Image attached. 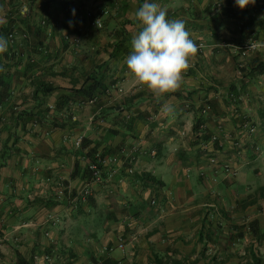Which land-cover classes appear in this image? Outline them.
<instances>
[{
    "label": "crops",
    "instance_id": "0c3cea01",
    "mask_svg": "<svg viewBox=\"0 0 264 264\" xmlns=\"http://www.w3.org/2000/svg\"><path fill=\"white\" fill-rule=\"evenodd\" d=\"M92 2L114 14L79 47L62 42L64 16L45 13L60 23L46 43L57 60L33 52L37 38L19 43L24 58L17 67L0 54V264H44L43 247L56 250V264H239L264 231V46L246 56L238 52L250 41L264 45V0L243 10L235 0H149L167 9L169 19H182L190 38L205 45L190 60L180 89L160 102L126 65L144 0H76L70 17ZM24 3L0 0V24L12 4ZM40 16L34 10L28 21H18L19 32L34 33ZM28 57L36 58L35 66L27 67ZM102 64L118 80L112 102L72 108L79 120L56 126L52 108L82 81L74 67ZM230 93L241 100L230 101ZM165 103L172 114L162 111ZM96 110L105 113L91 122ZM128 115L131 123L123 122ZM245 120L258 126L256 135L246 132ZM81 134L82 151L74 146ZM131 146L141 151L133 174L120 165L93 185L90 203L76 209L57 200L55 182L64 178L73 191L80 189L93 153ZM251 224L258 235L248 233ZM238 232L243 238L233 237ZM121 239L124 252H102Z\"/></svg>",
    "mask_w": 264,
    "mask_h": 264
},
{
    "label": "trees",
    "instance_id": "16d2710c",
    "mask_svg": "<svg viewBox=\"0 0 264 264\" xmlns=\"http://www.w3.org/2000/svg\"><path fill=\"white\" fill-rule=\"evenodd\" d=\"M40 1L42 0H26V3L29 4V6L31 7L32 13ZM20 6H17L16 4H12V8L10 9V11H8V15H6L7 16L6 23L3 22L2 24H0V36H3L4 38L8 40V50L7 52L3 53L4 57L9 61L12 68L17 67L23 61V58H24V53L22 51L23 47L19 43H21L22 41H25L27 46H29V43L34 42L35 38H37L39 42H37L34 45L33 52H36L37 54H40L44 56L45 58L51 57V54H52V61L57 60L58 54H56L55 52L51 53L48 47L46 46V43H48L47 42L48 39L46 37L48 30L46 27H43L40 24H38V21H37V25L34 27V33H32L31 31H28V29H26L27 31L25 30L24 32H21V33L19 32L17 22L19 21L22 24V22L28 21V18L32 15V13L27 16L18 15L17 12H19ZM69 6H70L69 0H64V1L50 0L49 2L45 4V10H49L52 8V11L54 9L58 10L60 14L64 16V21H63L64 24L62 28L63 33L67 30V23L70 21V18H71L70 17L71 11L69 9ZM15 15H17V17ZM13 29H17L20 35L17 41L18 44L16 46L12 45L8 39V34ZM52 30L54 34L52 37L53 39L56 34V31L58 32L60 31V29H55L52 26ZM24 35L28 36V38L24 37ZM62 35H61L62 42H64L65 44V41L63 40ZM32 38L34 39L32 40ZM40 39L43 41H40ZM44 50H47V53H44ZM33 59L35 60V62H33ZM27 60H28L27 67L35 66L37 63L36 58H33V57H28ZM74 68L76 71H78V74L74 75V77H80V78L82 77L81 78L82 81H76L73 83L72 88L65 89L66 91L71 93V96L60 101L57 105H55L52 108V118L54 119L55 125L59 127L65 124H68L70 122H73L71 118L68 116V114L73 112L71 106L78 101H90L93 99H97L98 102L96 106L98 105L99 108L103 107L102 104L106 102L107 99L112 97L111 91L113 90L114 87H116L117 82H118L117 79H113L112 77H109L110 68L104 64L84 66V67L75 66ZM63 75H65L64 72H56V73L52 72V77H62ZM1 85L4 86V82L1 81V78H0V89L1 88L3 89ZM2 89H1V96H0V106L4 99V93ZM55 89L57 88L52 85V91H54ZM113 110L116 111V107H114ZM104 113L105 112L100 113V116ZM118 113L121 116L124 112L123 110H121V111H118ZM18 118L19 117H17V119ZM131 118L132 117L128 118L127 116H123L122 121L131 123L132 121ZM82 148L79 150L82 151L83 150ZM122 167H124L126 169V172L129 174L128 169L130 165L126 163ZM90 179H91V174L88 170H86L84 173V180L88 181ZM261 198H262V202H264V194ZM91 199L92 197L89 199V203ZM253 200L255 201H253L252 203H258L257 202L258 200L256 198ZM60 202H63V201H60ZM79 206L81 205H78L76 208H78ZM220 212L222 214L220 217H223L224 214L222 213V210ZM248 233L252 236L258 235L259 232H258L257 226L255 224H251ZM243 235L244 233L238 232V235L237 236L233 235V237L243 238ZM261 241H264V231L260 233V236L258 237L256 242H253L252 244H250L248 251L242 257L239 258V264H264V256L260 253V250H259V244L263 243ZM39 256L43 260L44 264H56V262H58V258H57L58 256H57L56 250H54V248L52 247H43L41 251L39 252Z\"/></svg>",
    "mask_w": 264,
    "mask_h": 264
},
{
    "label": "built area",
    "instance_id": "2783aa9c",
    "mask_svg": "<svg viewBox=\"0 0 264 264\" xmlns=\"http://www.w3.org/2000/svg\"><path fill=\"white\" fill-rule=\"evenodd\" d=\"M50 0H42L38 3V5L35 8V11H38L41 13V16L38 20V24H40L43 27H46L47 32V39L51 40L53 37V30L52 26L59 27L60 23L57 22L56 24L52 23L51 19L45 14L48 10H45V4L49 2ZM64 1V0H60ZM70 6L69 9L72 11L75 8V2L76 0H69ZM52 9V8H51ZM18 15L21 16H27L31 14V7L29 4L24 3L19 7V12H17ZM113 11L103 6L99 3L92 2L89 4L88 7L85 9H82L80 13L76 17H71L70 21L67 23V30L63 33V40L66 44L70 45L71 47H79L81 43L83 42V38L85 34L89 31H102L105 29V22L107 19H109L111 16H113ZM17 17V15H15ZM20 37L19 32L17 29H13L8 34V39L12 45L18 44V38ZM24 37L28 38V36L24 35ZM198 51L202 52L205 49V45L203 43H200L197 45ZM264 45L256 42V41H250L248 42L244 47L240 48L239 50L242 51V55L246 56L248 52H255L259 50ZM44 53H47V50H44ZM33 62L35 60L33 59ZM0 96H1V89H0ZM227 97L232 102H239L241 100V96H238L234 93L227 94ZM98 102L97 99H93L90 101H78L74 103L71 108L76 107H82L86 105H96ZM1 108V106H0ZM210 110L209 104L207 103L204 106L203 112L208 113ZM100 111H97L96 114H94L93 120L99 116ZM68 116L71 118L73 122H76L79 120V117L74 113L71 112L68 114ZM246 132L250 136H254L258 132V126L249 122L248 120H245L244 124ZM85 140V135L81 134L79 135L75 141L74 146L76 149H81ZM217 139L214 137L213 142H216ZM140 148L137 146H131L129 148H122L118 154H111V153H105L102 151H98L92 154L90 158H88L87 161V169L91 174V179L88 181H85L83 186L73 191L69 185H67V180L64 178L58 179L56 184V198L58 201H66L68 204H70L71 207L76 208L78 205H87L89 203V199L93 197V185L100 184L104 181L105 175H109V177H113L120 165H125L128 163L130 165L128 172L130 174L134 173V165L137 160V154H140ZM225 171L229 175H234V171L230 166H226ZM153 204H155V201H153ZM46 236H49V233L46 234ZM125 251V241L124 239H121L117 246H106L102 250V252L105 253H112L114 251ZM96 264H105L103 261H99Z\"/></svg>",
    "mask_w": 264,
    "mask_h": 264
},
{
    "label": "clouds",
    "instance_id": "9594fccd",
    "mask_svg": "<svg viewBox=\"0 0 264 264\" xmlns=\"http://www.w3.org/2000/svg\"><path fill=\"white\" fill-rule=\"evenodd\" d=\"M235 2L243 10L254 0ZM135 17L140 30L131 40L132 51L126 58L128 73L142 89L146 88L160 102L167 94L180 89L191 66L190 60L198 53V46L190 38L185 22L169 19L167 9L158 3L144 0ZM7 50L8 40L0 36V54ZM162 111L172 114L174 110L165 103Z\"/></svg>",
    "mask_w": 264,
    "mask_h": 264
},
{
    "label": "rangeland",
    "instance_id": "374dc122",
    "mask_svg": "<svg viewBox=\"0 0 264 264\" xmlns=\"http://www.w3.org/2000/svg\"><path fill=\"white\" fill-rule=\"evenodd\" d=\"M238 52H239V54H241L242 53V51L241 50H238ZM109 101H111L112 102V99L111 98H109V99H107V101L106 102H109ZM97 111H100V110H96V112ZM100 113H101V111H100ZM100 113H99V117H100ZM98 117V116H97ZM96 117V118H97ZM128 118H130L131 116L130 115H128L127 116ZM95 118V119H96ZM94 119V120H95ZM94 120H93V122H94ZM99 120V123L101 124V125H106V121H105V119L104 118H100V119H98ZM98 152V151H97ZM42 263H44L43 261H42ZM50 263H52V262H50Z\"/></svg>",
    "mask_w": 264,
    "mask_h": 264
}]
</instances>
